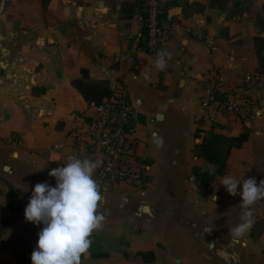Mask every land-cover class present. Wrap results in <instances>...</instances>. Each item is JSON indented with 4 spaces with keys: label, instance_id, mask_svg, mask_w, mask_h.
<instances>
[{
    "label": "crops",
    "instance_id": "crops-1",
    "mask_svg": "<svg viewBox=\"0 0 264 264\" xmlns=\"http://www.w3.org/2000/svg\"><path fill=\"white\" fill-rule=\"evenodd\" d=\"M136 1L51 0L42 9L39 0H0V264H16L15 256L36 244L40 226L26 223L23 211L32 188L54 186L48 173L67 163L72 114L88 106L72 86L82 70L89 82L128 93L136 111L131 153L148 162L151 185L143 193L119 185L101 196L104 220L81 264H264V230L257 241L250 229L240 238L230 233L240 222V198L220 186L223 176L208 194L191 178L194 168L213 171L193 155L201 143L196 129L213 128L225 137L249 133L231 151L224 176L264 179V75L262 106L249 122L200 107L213 72L233 82L255 75L253 38L264 0H226L210 11L209 0H162L167 12L180 9L158 49L170 54L162 71L154 67L157 53L137 48L140 15L135 9L128 18L132 7L125 6ZM154 132L163 139L159 147ZM250 211L253 223L263 218L264 199Z\"/></svg>",
    "mask_w": 264,
    "mask_h": 264
},
{
    "label": "built area",
    "instance_id": "built-area-1",
    "mask_svg": "<svg viewBox=\"0 0 264 264\" xmlns=\"http://www.w3.org/2000/svg\"><path fill=\"white\" fill-rule=\"evenodd\" d=\"M147 11V53L155 55L168 38L170 26L159 15L164 9L162 0H144ZM212 80L200 98L202 110L213 108L215 114L226 119L247 123L254 119L262 106L260 76L243 75L237 81H228L212 73ZM111 97L100 105L90 103L82 114H72L73 125L69 131L71 144L66 160L71 156L99 159L102 165L93 178L99 185L101 196L114 193L119 185H125L135 193H143L151 185L149 164L131 153L130 122L136 111L121 87L110 89ZM12 143L20 137L13 135ZM58 148H62L60 145ZM200 193L202 188H198ZM35 245L15 256L16 264H31L30 255Z\"/></svg>",
    "mask_w": 264,
    "mask_h": 264
},
{
    "label": "clouds",
    "instance_id": "clouds-1",
    "mask_svg": "<svg viewBox=\"0 0 264 264\" xmlns=\"http://www.w3.org/2000/svg\"><path fill=\"white\" fill-rule=\"evenodd\" d=\"M170 54L159 51L154 60L158 71L164 70ZM148 78V73H143ZM153 142L159 147L162 137L152 134ZM103 161L71 156L65 165L53 168L49 177L55 185L37 183L31 190L24 208L26 223L40 226L35 247L30 255L31 264H81V257L91 246L90 236L102 226L104 216L98 212L101 200L99 185L93 178L94 172ZM214 168V166H212ZM220 186L230 196H239L240 222L230 229L235 238L242 237L252 227L250 208L264 199V179L257 182L225 175ZM216 197H213V201Z\"/></svg>",
    "mask_w": 264,
    "mask_h": 264
},
{
    "label": "trees",
    "instance_id": "trees-1",
    "mask_svg": "<svg viewBox=\"0 0 264 264\" xmlns=\"http://www.w3.org/2000/svg\"><path fill=\"white\" fill-rule=\"evenodd\" d=\"M42 9H46L51 0H39ZM226 3V0H209L208 11L212 9L214 4ZM132 7L129 10L128 18H130L135 9L138 10L141 19V34L137 48L139 50L147 52L145 47V40L147 36V11L144 0H137L133 6L125 5ZM264 8V7H263ZM202 9V7H201ZM167 10L162 9L161 14L159 15L160 19L165 20L169 23L167 17ZM257 28L259 29L260 34L256 35L253 38L254 50L257 57V68L255 74L257 76L264 75V41L261 37V33L264 31V21L260 20L259 17H256ZM209 21V18H207ZM72 86L78 91L82 96L84 101L87 104L94 103L95 105H100L104 101H107L111 97V91L108 88V83L105 81L100 82H89L88 75L85 70L81 71V79L73 81ZM202 135V136H201ZM196 139H201L200 144H196L193 148V155L198 159H202L211 166H214L212 172L201 171L198 168L192 169L191 178L192 184L195 186L196 190L202 188V194H208L209 189L218 177L224 176L225 166L230 156V153L233 149H240L243 144L248 141L249 133L246 129L237 137H225L223 135L217 134L212 128L208 132H203L200 129H196L194 133ZM2 229L0 228V231ZM264 230V216L261 219H258L252 224V227L249 230V236L252 241H257Z\"/></svg>",
    "mask_w": 264,
    "mask_h": 264
},
{
    "label": "water",
    "instance_id": "water-1",
    "mask_svg": "<svg viewBox=\"0 0 264 264\" xmlns=\"http://www.w3.org/2000/svg\"><path fill=\"white\" fill-rule=\"evenodd\" d=\"M167 14H168V19H171L172 17L180 14V9L179 8L170 9Z\"/></svg>",
    "mask_w": 264,
    "mask_h": 264
}]
</instances>
